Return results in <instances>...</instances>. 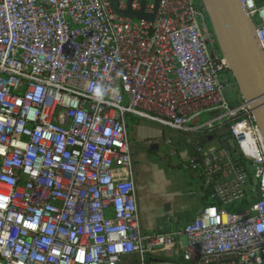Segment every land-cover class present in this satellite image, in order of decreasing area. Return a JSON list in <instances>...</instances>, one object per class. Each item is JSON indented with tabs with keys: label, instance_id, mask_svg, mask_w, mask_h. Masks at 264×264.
<instances>
[{
	"label": "built area",
	"instance_id": "obj_1",
	"mask_svg": "<svg viewBox=\"0 0 264 264\" xmlns=\"http://www.w3.org/2000/svg\"><path fill=\"white\" fill-rule=\"evenodd\" d=\"M112 1L0 0V264H157L152 253L180 235L183 264H264V141L238 90L234 102L224 94L228 66L201 0H159L156 11V0H116L152 20ZM238 1L264 52V0ZM209 110L220 113L189 126ZM129 116L194 133L229 123L248 170L201 145L185 166L223 205L256 200L143 233Z\"/></svg>",
	"mask_w": 264,
	"mask_h": 264
},
{
	"label": "crops",
	"instance_id": "obj_2",
	"mask_svg": "<svg viewBox=\"0 0 264 264\" xmlns=\"http://www.w3.org/2000/svg\"><path fill=\"white\" fill-rule=\"evenodd\" d=\"M219 113V110L202 112L189 126L205 123L202 121L204 115L208 120H213ZM127 130L134 165L140 230L146 234L179 231L203 208L202 187L207 185L201 176L186 168V162L196 145H201L205 150L221 148L216 140H207L204 144L197 142L209 138L213 131H217L219 136L223 135L222 125L216 122L211 131L194 133L129 116ZM179 242L173 248L158 249L152 253L151 258L156 260L154 263H162L163 256L178 258L186 245L183 235L179 236ZM130 259L134 260V257H125L122 264Z\"/></svg>",
	"mask_w": 264,
	"mask_h": 264
},
{
	"label": "water",
	"instance_id": "obj_3",
	"mask_svg": "<svg viewBox=\"0 0 264 264\" xmlns=\"http://www.w3.org/2000/svg\"><path fill=\"white\" fill-rule=\"evenodd\" d=\"M158 1L155 2V11ZM201 2L221 55L225 58L238 92L248 104L264 141V52L257 44L256 26L245 14L238 0H201ZM112 5L115 11L125 17L151 20L154 17V14H146L142 9L132 11L129 4L127 9L120 10L117 8L116 0L112 1ZM207 140H216L226 151L241 154L230 133L210 136L199 140L197 144H204ZM257 184V179H254L252 186L256 188ZM149 260L156 261L151 257ZM129 263L128 261L123 264Z\"/></svg>",
	"mask_w": 264,
	"mask_h": 264
},
{
	"label": "trees",
	"instance_id": "obj_4",
	"mask_svg": "<svg viewBox=\"0 0 264 264\" xmlns=\"http://www.w3.org/2000/svg\"><path fill=\"white\" fill-rule=\"evenodd\" d=\"M257 4L258 5L262 4V0H257ZM208 21L209 20L207 17L206 22L208 23L209 29L212 30ZM219 80H220L221 84H223L225 86L226 85H232V87H235L237 89L236 83H235L234 79L232 78L228 69L224 70L220 74ZM222 127H223V133L224 134H227L230 132L229 131V123L226 122V123L222 124ZM217 135H218L217 131H213V133H211V136H217ZM234 152L235 151H230L229 153H231L237 160H239L240 163L245 167V169L248 170L249 161L246 160L245 158H243L241 155H238ZM201 178L204 181L203 177H201ZM253 180H254V177L252 175H250V186L255 189V187L252 186ZM204 183H205V181H204ZM212 193H213V190H212L211 185H204L202 187L201 205L203 207L208 206V205H216L217 207L222 208V209H224L230 213L244 212L256 200L255 196H249V197L247 196L243 201H241L239 203L230 204V205H223L218 199L212 197ZM162 258L163 259L161 262L164 261V262H175L178 264H183L182 255H180L178 258H170V257H164V256Z\"/></svg>",
	"mask_w": 264,
	"mask_h": 264
},
{
	"label": "rangeland",
	"instance_id": "obj_5",
	"mask_svg": "<svg viewBox=\"0 0 264 264\" xmlns=\"http://www.w3.org/2000/svg\"><path fill=\"white\" fill-rule=\"evenodd\" d=\"M232 85H223V91L224 94L226 96V98L229 100V102H234L235 100H237V93L236 91H234L235 89H233L234 87H231ZM202 121L206 122V120H208L207 116H203L202 117ZM183 242H186V238L183 236Z\"/></svg>",
	"mask_w": 264,
	"mask_h": 264
}]
</instances>
